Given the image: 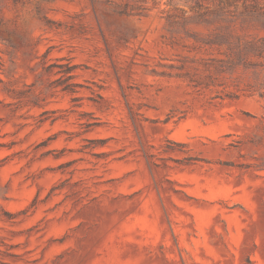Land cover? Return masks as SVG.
<instances>
[{"label":"rangeland","instance_id":"1","mask_svg":"<svg viewBox=\"0 0 264 264\" xmlns=\"http://www.w3.org/2000/svg\"><path fill=\"white\" fill-rule=\"evenodd\" d=\"M225 24L264 0H0V264H264V58L217 70Z\"/></svg>","mask_w":264,"mask_h":264},{"label":"trees","instance_id":"2","mask_svg":"<svg viewBox=\"0 0 264 264\" xmlns=\"http://www.w3.org/2000/svg\"><path fill=\"white\" fill-rule=\"evenodd\" d=\"M218 30L213 35L200 37L199 45L207 47H224L223 53L226 58L219 59L217 70H223V65L232 66L236 64L250 63V57L264 58V38H251L243 34L236 33L234 26L225 24L218 26ZM197 38V37H195ZM198 45V44H197ZM195 85L214 84V77L207 75L206 81L192 79Z\"/></svg>","mask_w":264,"mask_h":264}]
</instances>
